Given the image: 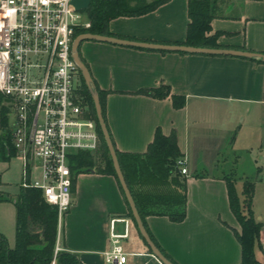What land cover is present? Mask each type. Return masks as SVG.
<instances>
[{"label":"crops","instance_id":"crops-1","mask_svg":"<svg viewBox=\"0 0 264 264\" xmlns=\"http://www.w3.org/2000/svg\"><path fill=\"white\" fill-rule=\"evenodd\" d=\"M187 1L169 0L151 13L114 19L110 23H134L118 24L109 30L111 37L182 43L189 22ZM210 26L209 35L220 33V49L264 54V0H219ZM78 52L92 84L106 92L105 117L115 150L143 154L156 129L166 136L176 134L187 168V175L181 176L186 182L185 218L175 223L165 216L146 217L155 242L175 264H239L241 248L234 232L239 233L240 226L229 209L225 177L254 182L251 208L262 224V235L264 216L256 212L255 201L264 172L259 167L255 179L236 176L224 170V160L240 130L254 119H264V64L243 57L162 54L90 40L83 41ZM161 85L169 87L170 95L183 96L184 107L175 109L171 96L154 99L137 93ZM129 211L114 176L94 170L80 173L55 250L75 254L82 264H111L103 253L111 248L113 230L127 233L120 241L125 264H162L141 238ZM254 253L264 263L258 246Z\"/></svg>","mask_w":264,"mask_h":264},{"label":"built area","instance_id":"built-area-1","mask_svg":"<svg viewBox=\"0 0 264 264\" xmlns=\"http://www.w3.org/2000/svg\"><path fill=\"white\" fill-rule=\"evenodd\" d=\"M86 12L72 0H0V136L20 161V188L40 191L56 209L57 241L72 205L73 156L95 154L101 142L73 59L77 32L91 26ZM176 169L187 175L185 158ZM126 237L112 230L106 263L125 264ZM259 245L264 254V237Z\"/></svg>","mask_w":264,"mask_h":264},{"label":"trees","instance_id":"trees-1","mask_svg":"<svg viewBox=\"0 0 264 264\" xmlns=\"http://www.w3.org/2000/svg\"><path fill=\"white\" fill-rule=\"evenodd\" d=\"M168 1L90 0L86 13L91 26L86 31L77 32V35L88 32L111 36L112 33L109 31L108 25L112 20L119 17H138L151 13ZM215 6L216 0H188L187 17L189 22L185 40L182 43L174 44L196 48L220 49L222 46L217 43L220 33L216 32L214 35H209ZM158 52L162 54L168 53L166 51ZM178 53L181 55L186 54L183 52ZM254 61L264 64L261 60ZM92 85L99 99L103 119L107 126L105 117L106 92L100 90L94 82ZM80 93L88 108L89 116L95 121L97 126L101 142L95 154L99 156L101 164L96 166L94 161L95 154L80 153L73 156V164L71 165L72 191L77 175L84 171L94 170L96 173L112 175L117 179L98 126L93 96L83 79ZM137 93L154 99H164L171 96L175 109H181L185 105V98L183 96L170 95L168 86L161 85L157 88L139 90ZM2 141V136H0V153L10 155L11 151L9 150L10 154H8V150ZM115 153L139 217L149 237L160 252L175 264L155 242L145 222V218L148 216H165L175 223L182 222L185 218L186 182L181 179V175L176 169V160L182 155L177 146L175 132L173 131L166 136L159 129H156L153 141L143 154L122 153L117 150H115ZM225 183L229 209L240 226V232H234L241 248V261L239 264H261L256 260L254 253L255 246L260 248L259 236L262 229V224L255 219L251 208L254 182L243 181L241 199L234 187L235 179L232 176H226ZM13 204L15 208V244L13 248H9L5 238L0 235V264H82L75 254L65 251L55 252L57 211L43 201L40 191L20 188L13 200ZM129 215L134 222L131 211H129Z\"/></svg>","mask_w":264,"mask_h":264},{"label":"rangeland","instance_id":"rangeland-1","mask_svg":"<svg viewBox=\"0 0 264 264\" xmlns=\"http://www.w3.org/2000/svg\"><path fill=\"white\" fill-rule=\"evenodd\" d=\"M217 1L219 2V0H216V2ZM220 1L231 2V0ZM118 22L119 23L115 24L110 23L108 25V29L113 30L118 24H123L128 27V25H132L134 23V21ZM241 122L242 117H239L238 125H240ZM247 125L249 126L243 127L237 134L236 139L234 138L232 153L228 151L225 152L224 162L226 167L224 170L231 169L236 176L255 179L258 175L257 170L259 167L262 169V172H264V119H254ZM232 136L235 135L233 134ZM9 150L12 152L11 149ZM99 159V156L95 154L94 161L96 166L101 164ZM259 176L261 178V183L256 186L255 210L258 213H262L264 216V176L263 178L261 177L262 175ZM0 177V199H2L0 200V235L5 238L8 246L13 248L15 244V209L13 200L19 192L21 182L20 161L14 156L13 152L10 155L0 153ZM234 187L237 195L241 199L242 181L236 179ZM62 228L63 220L61 222V229ZM263 237L264 234H260L259 240ZM260 254L261 253H259V255ZM262 256L264 257V254H262Z\"/></svg>","mask_w":264,"mask_h":264},{"label":"water","instance_id":"water-1","mask_svg":"<svg viewBox=\"0 0 264 264\" xmlns=\"http://www.w3.org/2000/svg\"><path fill=\"white\" fill-rule=\"evenodd\" d=\"M72 5L74 6L76 11H85L88 9L90 5V0H72ZM87 40L103 42V43H108V44H113V45H118V46H123V47L152 50V51H166V52H173V53L183 52L186 54L243 57V58H248L251 60H261L262 63H264V54L241 51V50H234V49L196 48V47H191V46H186V45L149 43V42H143V41H133V40H128V39H121V38H116V37H111V36L91 34L88 32L76 36L74 40V43L72 46V50L74 52L73 59L80 69V72H81V75L83 77L85 84L88 86L89 89L92 90V96H93V102H94V108H95L98 126L102 133V137L104 139L108 153L110 155L117 180L122 189L123 195L128 203V206L131 211V214L134 219L137 230L141 238L144 240V242L146 243V245L148 246L149 250L151 251L152 255L155 258H157L162 264H173L160 252V250L155 246V244L149 237V234L147 233L141 221V218L139 217V214L137 212L132 195L129 191V188L127 187V184L121 172L113 143L111 141L105 121L103 119L99 99L93 90L91 76L89 74L87 67L79 58V52H78L79 46L83 41H87Z\"/></svg>","mask_w":264,"mask_h":264}]
</instances>
